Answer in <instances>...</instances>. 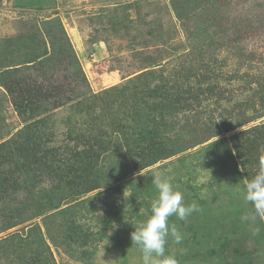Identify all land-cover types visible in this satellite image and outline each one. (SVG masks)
<instances>
[{"label": "rangeland", "instance_id": "obj_1", "mask_svg": "<svg viewBox=\"0 0 264 264\" xmlns=\"http://www.w3.org/2000/svg\"><path fill=\"white\" fill-rule=\"evenodd\" d=\"M179 10L188 19H180ZM60 40L71 46L85 80L82 84L86 83L83 88H74L82 77H75L77 69L70 58L68 62L74 63L70 66L55 62V66L39 72L35 66L15 68L22 67L18 73L22 77L45 85L66 83L75 89L74 95L68 94L72 101L39 116L47 126L43 132L51 141L48 145L59 147L64 156V147L82 149V142L78 146L74 138L82 133L94 140L102 138L110 152L100 155L96 169L110 182L103 179L106 185L101 188L74 200L62 199L55 206L58 209L45 210L41 217L9 230H5L8 223L0 205V264H16L11 262L15 242L20 238L35 242L36 237L42 243L40 247L35 244L34 250L45 252V264H138L140 254L130 234L150 213V202L156 195L152 175L156 171L171 177L174 187L183 192L185 203L194 201L201 209L186 221L170 218L184 239L180 244L169 240L167 254L174 255L179 264H264V217L241 219L251 211V205L243 201L245 181L237 155L231 157L226 150L230 137L263 123L264 118L208 142L204 139L211 133L199 132L203 128L198 126L195 132L199 133L191 139L198 145L137 173L119 142L122 127L132 126L131 114L123 110L131 104L117 100L113 91L106 97L100 94L130 80L135 82L142 74V79L153 76L146 82L138 81V85L143 83L141 91L153 89L159 86L161 76L167 74L173 79L167 72L170 68L176 67L179 73L184 60L190 68L203 58L213 63L207 70L217 77L214 86L220 92L217 98L206 96L198 109L203 115H194L187 124L200 117L209 123L222 114L237 116L255 97L257 87L252 84L248 90L246 81L253 76L264 78V0H0V66L19 64L41 54L49 56L56 52ZM125 91L128 94L131 90ZM81 93L85 94L83 99ZM90 95L99 99L87 118L83 117L84 105L94 100ZM136 99L139 101L138 96ZM104 100L114 101L108 111L118 115L100 118ZM252 115L249 110L245 117ZM184 117L190 119L184 113L178 123H185ZM26 119L17 114L0 87V144L20 141L19 133L24 134L37 117ZM184 133L182 147L189 143V133ZM39 184L34 185V193L16 194L11 207L24 203L22 208L27 210L23 214L20 208L17 220L12 221L20 222L31 214L39 195L49 198L45 190L53 189L55 183L42 177ZM53 197L57 200L59 195ZM98 211L101 216L95 214ZM36 226L43 234L35 232ZM47 245L52 258L47 255ZM211 252L214 255L206 259V253Z\"/></svg>", "mask_w": 264, "mask_h": 264}, {"label": "trees", "instance_id": "obj_2", "mask_svg": "<svg viewBox=\"0 0 264 264\" xmlns=\"http://www.w3.org/2000/svg\"><path fill=\"white\" fill-rule=\"evenodd\" d=\"M178 17L184 20L187 18L180 10ZM212 20L215 21V19ZM208 21L210 20L208 19ZM189 36L195 35L191 34ZM63 43L60 40L59 44L55 45L56 52L51 53L49 56L41 54L33 56V59L30 60H22L19 64H2L0 66V87L4 89L10 98L17 114L25 121L27 120L26 118L37 117L32 124L27 125L24 134L19 133L21 136L20 141H10L6 144H0V205L2 207L1 212L3 211L2 215L5 217L4 221L8 223L5 230L41 217L45 210L49 211L51 208L57 206L62 199L74 200V198L106 185L104 180L110 182L109 177H103V180L100 171L96 169L99 168L98 161L100 155L103 154L105 156V154L110 152L109 145L105 144L107 142L104 143L102 138L94 140V137L89 138L82 133L79 137H74L78 142V146L82 142V149H78L77 146L64 147V156L60 154L59 147L55 148L48 145L51 141L43 132L47 126L43 118L39 116L59 108L68 101H72V97L68 96V94L74 95L75 89H72L66 83L62 84V86L45 85L37 79L22 77L18 75L19 69L22 67L15 68L17 65L35 66V70L39 72L45 70V67L55 66V62H58L59 65L65 62V65L67 64L68 66L71 63H75L74 65L78 73L75 77L79 75V77H82V71L79 65H77V59L71 46L68 42L64 45ZM69 58L74 63L68 62ZM186 62L187 60H184L182 72L177 73L176 67L170 68L167 71L173 75V79L172 76L168 78L167 74L161 76L159 88L157 86L153 89L146 87L144 92H142L140 86L143 83L138 85V81L143 80V82H146L149 77L151 80L153 76L149 75V77L146 76L142 79V74L139 78L136 77L135 82L130 80L120 87L113 86L100 93L106 97L109 92H116L117 100L131 104L129 108H124L123 110L125 114H131L132 126L122 127L119 142L125 148L127 157L133 161L134 170L137 173L198 145L197 142L193 144L191 141L194 133L198 134L200 131L211 133L204 139L205 142H208V140H211L215 136L218 137L222 133L236 130L246 124L255 123L264 118V84H262L264 78L262 76H253V79L246 81V84L249 87L248 90H252L250 87L252 84L257 89L254 92L255 97L251 100L250 105L246 103L247 109L245 111L239 110L237 116L229 113L226 115L222 114L218 120L211 119L209 123L200 117L198 121L194 120L193 124H187L191 122V118L194 115H203L198 110L200 103H204V99L208 95L217 98L216 95L220 92V88L214 86V83L217 82L215 81L217 77H212V72L207 70L213 64L210 60L205 61L203 58H200L190 68H188L189 66ZM174 74L176 75L174 76ZM244 78L249 79L248 76H244ZM83 82L85 80L82 77L81 80L75 82L76 86L74 88L78 89L86 86V83L82 84ZM128 89L131 91L126 94L125 90ZM139 95H142L141 98H139ZM80 96L83 99L85 94L81 93ZM137 96L139 101L136 99ZM90 98L94 100L85 102L83 117H89L91 113L90 109H94L95 106L94 101L99 99V97L96 98L94 95H90ZM101 102L103 104L101 105L99 114L100 118L105 114L106 116L109 114L115 115V113L108 111L110 107L108 105H111L114 101L107 102L104 100ZM82 107L81 105L79 111L82 110ZM112 108L113 105L111 106ZM249 110L253 115L245 117L246 112ZM184 113L190 115V119L184 117L185 123H178V120L182 119L180 116ZM195 122L197 123L195 124ZM198 126H201L203 129L195 132ZM185 131L189 133V143L188 146L182 147L186 138ZM229 140L230 142L228 140L226 142L227 153L231 157H234V154L237 155V165L240 166L241 177L243 175L246 185L247 181L256 174L260 160L264 158V122L233 135ZM3 150L6 151L3 152ZM42 177H46L55 183L53 189L45 190L49 191L50 196L49 198L46 196L44 198V195H39L37 200L34 199V209H31L32 213L22 217L27 209L22 208L25 205L24 203H17L18 207L15 208L11 207L15 201L14 197L20 191L33 192V189H35L34 185L36 183L40 185L39 182H41ZM53 192L59 195L57 200L54 199L53 195L55 193ZM20 208L23 210V214L21 215L22 221H12L17 220L15 217ZM55 208L58 209L59 207ZM34 230L35 232L38 231V234L42 233L38 226ZM38 234L37 236H39ZM11 239L13 241L15 237H10ZM38 239L41 238L36 237L35 242L30 241V238L28 241H25L23 238H20L16 242L14 241L16 246L13 248L12 254L15 258H11V262L16 261V264H45L47 258L43 257L45 252L36 248L34 250L35 244L40 247L39 242L42 243ZM3 240L5 241L6 239ZM45 249L47 255L52 258L48 245L45 246ZM206 254L204 257L209 259L210 256L214 255V252Z\"/></svg>", "mask_w": 264, "mask_h": 264}, {"label": "clouds", "instance_id": "obj_3", "mask_svg": "<svg viewBox=\"0 0 264 264\" xmlns=\"http://www.w3.org/2000/svg\"><path fill=\"white\" fill-rule=\"evenodd\" d=\"M151 183L156 195L150 202V213L130 234L132 245L140 254L138 264H179L174 255L167 254L166 246L169 240L175 244L182 243L184 235L175 223L170 222V218L186 221L201 209L194 201L185 203L183 192L177 190L171 177L162 172L156 171ZM243 201L251 205V211L241 216L243 221L264 217V158L260 160L256 174L243 189ZM95 214L101 216L102 212Z\"/></svg>", "mask_w": 264, "mask_h": 264}]
</instances>
